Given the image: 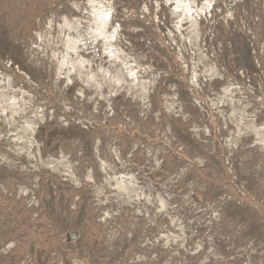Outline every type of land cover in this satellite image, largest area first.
I'll return each instance as SVG.
<instances>
[{"label": "rangeland", "instance_id": "374dc122", "mask_svg": "<svg viewBox=\"0 0 264 264\" xmlns=\"http://www.w3.org/2000/svg\"><path fill=\"white\" fill-rule=\"evenodd\" d=\"M0 264H264V0H0Z\"/></svg>", "mask_w": 264, "mask_h": 264}]
</instances>
